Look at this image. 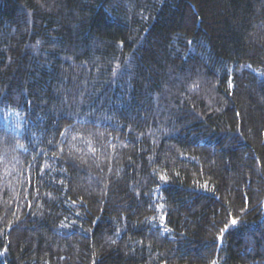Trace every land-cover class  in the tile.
Here are the masks:
<instances>
[{"label":"trees","instance_id":"obj_1","mask_svg":"<svg viewBox=\"0 0 264 264\" xmlns=\"http://www.w3.org/2000/svg\"><path fill=\"white\" fill-rule=\"evenodd\" d=\"M0 264H264V0H0Z\"/></svg>","mask_w":264,"mask_h":264},{"label":"snow or ice","instance_id":"obj_2","mask_svg":"<svg viewBox=\"0 0 264 264\" xmlns=\"http://www.w3.org/2000/svg\"><path fill=\"white\" fill-rule=\"evenodd\" d=\"M233 223L235 224V223H236V221H235V220H233Z\"/></svg>","mask_w":264,"mask_h":264}]
</instances>
